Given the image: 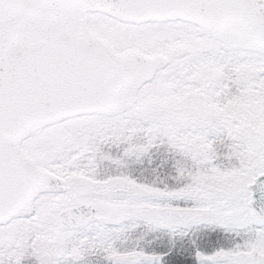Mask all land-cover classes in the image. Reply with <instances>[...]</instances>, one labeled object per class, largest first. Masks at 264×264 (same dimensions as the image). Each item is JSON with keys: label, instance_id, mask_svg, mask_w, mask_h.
I'll return each instance as SVG.
<instances>
[{"label": "snow or ice", "instance_id": "6c2138e0", "mask_svg": "<svg viewBox=\"0 0 264 264\" xmlns=\"http://www.w3.org/2000/svg\"><path fill=\"white\" fill-rule=\"evenodd\" d=\"M0 264H264V0H0Z\"/></svg>", "mask_w": 264, "mask_h": 264}]
</instances>
